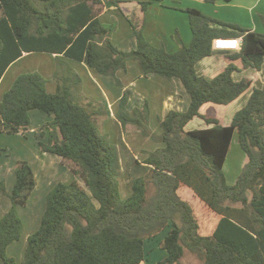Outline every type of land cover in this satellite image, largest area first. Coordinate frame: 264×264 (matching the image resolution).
I'll list each match as a JSON object with an SVG mask.
<instances>
[{"label": "trees", "instance_id": "16d2710c", "mask_svg": "<svg viewBox=\"0 0 264 264\" xmlns=\"http://www.w3.org/2000/svg\"><path fill=\"white\" fill-rule=\"evenodd\" d=\"M149 4H141L144 14ZM104 9L102 0H0V80L24 53L41 52L56 55L57 82L52 94L40 74L18 76L0 101V134L25 135L31 111L47 114L52 120L41 128L40 151L59 156L82 181L59 183L47 194L40 227L28 237L21 264H143L146 240L167 228L171 229L160 243L167 256L158 264H183L187 251L203 264H264V86L254 89L229 126L209 112L201 113L207 104H231L251 87L250 79L236 81L233 74L239 70L237 62L243 69H262L264 33L187 8L183 11L193 34L189 46L168 52L148 42L143 14L131 20L136 47L122 51L111 39L113 27L99 20ZM217 39H242V46L225 55L226 69L209 80L196 68L213 54ZM65 58L113 77L136 60L144 75L179 79L190 106L185 112L171 110L161 120L162 133L156 135L149 127L148 104L129 111L131 91L124 90L116 114L123 131L138 130L165 144L142 164L123 140L113 146L99 133L92 118H104L106 108L83 93L81 77ZM117 84L121 86L119 79ZM196 117L212 126L187 131ZM235 134L249 160L230 185L224 166ZM121 166L127 167L131 180L127 198L117 178ZM12 172V207L0 219V264H17L7 249L21 239L24 225L17 210L27 205L37 186L27 161H18ZM182 187L212 214L207 219L213 223L210 233L202 231L194 205L179 192ZM0 193L7 194L3 180Z\"/></svg>", "mask_w": 264, "mask_h": 264}, {"label": "crops", "instance_id": "0c3cea01", "mask_svg": "<svg viewBox=\"0 0 264 264\" xmlns=\"http://www.w3.org/2000/svg\"><path fill=\"white\" fill-rule=\"evenodd\" d=\"M102 1L105 5V9L99 15V20L106 27H111L114 24L116 28L112 32L111 39L113 44L122 51H130L136 47L137 40L131 20L142 18L144 13L141 4L147 1H150V4L144 14L145 38L154 46H164L168 52H175L183 45L189 46L192 42L193 34L189 16L183 11L187 8L197 9L209 17L224 23L235 24L257 33H264V24L262 21V16L264 15V0H232L231 2H218L215 4L208 3L206 0ZM241 46L242 39H236V41H215L213 44V54L198 63L196 68L197 74L212 80L226 69L227 63L225 61V55L227 53H234V51H240ZM36 53L46 57L45 60H47L51 66L49 69V77L54 80L56 68L55 54L41 52L24 53L21 58L13 62L7 68L0 80V88L12 68L22 60ZM65 59L81 77L83 93L104 104L107 113L106 117L100 118L103 120V124H100V126L105 132L107 131V134H110V139L115 145H117V138L114 137V131L117 132V128H119L116 114L124 90L127 89L131 91L127 104V109L129 111L141 109L144 104H148L149 127L156 135L162 133L161 120L165 119L171 110L185 112L190 106V96L179 79L167 80L157 74L144 75L140 63L136 60L129 61L126 70H119L116 74L117 77H113L101 75L84 62L70 58ZM237 66L239 70L233 74L234 79L236 81L250 79L252 81L251 87L229 105L207 104L201 109L202 114L209 112V114L217 117L223 126H229L232 123L235 113L246 106L255 88H262L264 86V64L261 70H255L253 68L243 69L241 62H237ZM117 79L121 81V86L117 84ZM1 100L2 99H0V101ZM234 107L235 109L232 110ZM30 118L31 126L25 135L0 134V136H17L24 149L22 156L16 157L15 160L12 161L13 163L7 167L2 164V158L5 155L4 158L10 159L12 155L9 154V150L0 151V181L3 180L5 182L7 192L6 195L0 193V219L12 207L9 195L12 193L16 183V176L11 171L14 165L20 160L27 161L33 168L37 177V186L29 202L26 206L18 207V212L20 216H22L24 225L23 233L28 237L40 227V222L46 208L47 194L59 183L69 184L74 180H78L82 183L80 178L72 173L70 168L63 163L59 156L43 153L39 149L38 144L40 141L39 134L41 128L44 123L51 121L52 118L40 111H31ZM35 122L37 126L33 127L32 125ZM211 126L212 125H208L202 118L196 117L187 124L186 130L206 129ZM236 135L237 134H235L233 138L230 152L234 146ZM46 139L47 137L45 140ZM123 141L135 159L142 164L147 159L149 153L165 147V144L162 142L155 141V143H152L154 142L153 138L143 135L138 130H131L125 134ZM248 160L247 155L241 156L239 167H237L234 172L231 171L233 174L231 180H229L227 174H225L227 182L230 185H234L237 182L239 177L238 174L241 173ZM226 166L225 163L224 172H226ZM128 181L130 182L126 186L125 193H123L124 187L120 182L123 198H127L132 194L131 180L129 179ZM125 182H127V180ZM179 192L185 200L194 205L196 213L200 217L203 225L202 231L210 233L213 225L210 220L212 214L208 213L209 211L204 208L198 198L194 197L193 192L189 188L182 187ZM208 218L210 219L207 221ZM207 224H210V226ZM170 229L171 228H167L158 236L146 240L145 251L147 260L143 264H149L148 258L151 257V254L156 255L152 264H158L159 261L167 256V252L160 247V243L167 236ZM21 239L11 244L7 249V254L10 252V257L14 259L15 257L17 258L15 259V261L17 260V264L22 263L27 248V243L22 242ZM15 246L18 248L15 249ZM19 248H21V252L19 256H17L18 254L16 255V251L19 250ZM184 256H186V253ZM18 257H21V260H19ZM182 263L184 264L183 259Z\"/></svg>", "mask_w": 264, "mask_h": 264}, {"label": "rangeland", "instance_id": "374dc122", "mask_svg": "<svg viewBox=\"0 0 264 264\" xmlns=\"http://www.w3.org/2000/svg\"><path fill=\"white\" fill-rule=\"evenodd\" d=\"M112 27H113V30L116 28L114 26V24L110 28H112ZM45 59H46L45 56H43L42 54L36 53V54L22 60L14 68H12V70H10L9 74L6 76L5 81L3 82V84L0 88V99H2L4 94L10 90V88L12 87V85L14 83L13 80H15V78H17L18 76L23 75V74H35V73L40 74L41 76H43L45 79L48 80V83H47L48 92H55L56 93L57 92V82L49 77V69L51 66H50V63ZM55 71H56V68H55ZM12 81H13V83H12ZM11 83H12V85H11ZM52 88H54V89H52ZM89 98H92V97H89ZM76 103H78V102H76ZM80 105L88 108V105L86 103H80ZM233 109H235V107L232 108V110ZM104 117H106V116H104ZM92 119H93V122L96 125L97 129L99 130V133L103 137H106L107 140L109 141V143L113 146H117V147L120 146L121 140H123L124 135L127 134L128 132H130V130L129 131L128 130L123 131V129L119 123V128H117V132L114 131V137L117 138V143H116L117 145H115L114 142H112L110 139V134L109 133L107 134V131L105 132V130L100 126V124H103V120L99 119V117H93ZM100 122H102V123H100ZM32 126L36 127L37 126L36 122L33 123ZM153 140H154V142H152V143H155L156 140L155 139H153ZM1 150H9V154L12 155V157H10V159L4 158L5 155L2 158L3 159L2 164L6 165V167L10 166L13 163L12 161L15 160L16 157H18L20 155L22 156V152L24 153L23 146L20 144V139H18L17 136L1 135L0 136V151ZM33 150H35V149H33ZM239 152H240V154H239ZM243 155H246V154L242 150V148L240 147L239 142H238V136L236 135L234 146H233V148L229 154V157H228L227 162H226L227 166L225 168V171H226L225 174H227V177L229 180H231V178L233 176L231 171L234 172L235 169H237V167H239V161H240L241 156H243ZM240 174H238V175H240ZM117 178L121 182V184L123 185V187H124L123 193H125L126 186L130 182V181H128L129 180V171H128L127 167L121 168ZM126 180H127V182H125ZM18 215L22 219V216H20L19 212H18ZM207 225L210 226V224H207ZM21 238H22L21 239L22 242L27 243L28 236L26 234L24 235V233H23ZM17 248L18 247L15 246V249H17ZM20 252H21V248H19V250L16 251V255L18 254L17 256H19ZM7 255L10 257V252H8ZM155 257H156L155 254H151V257L148 258L149 264H152V261L154 260ZM18 258H19V260H21L20 259L21 257H18ZM15 259H17V258L15 257ZM183 262H184V264H203L201 260H199L196 256H194L193 254H191L188 251L186 252V256H184V258H183Z\"/></svg>", "mask_w": 264, "mask_h": 264}, {"label": "built area", "instance_id": "2783aa9c", "mask_svg": "<svg viewBox=\"0 0 264 264\" xmlns=\"http://www.w3.org/2000/svg\"><path fill=\"white\" fill-rule=\"evenodd\" d=\"M217 40H224V41H236V39H217ZM217 40H215V41H217ZM214 41V42H215Z\"/></svg>", "mask_w": 264, "mask_h": 264}]
</instances>
